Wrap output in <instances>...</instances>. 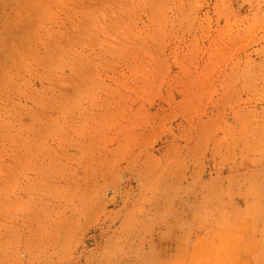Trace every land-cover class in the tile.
<instances>
[{
	"label": "rangeland",
	"instance_id": "374dc122",
	"mask_svg": "<svg viewBox=\"0 0 264 264\" xmlns=\"http://www.w3.org/2000/svg\"><path fill=\"white\" fill-rule=\"evenodd\" d=\"M0 264H264V0H0Z\"/></svg>",
	"mask_w": 264,
	"mask_h": 264
}]
</instances>
